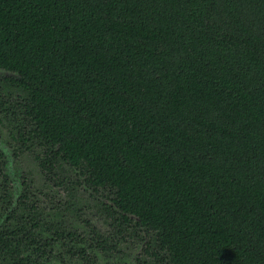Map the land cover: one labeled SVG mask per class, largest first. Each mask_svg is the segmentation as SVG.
Returning <instances> with one entry per match:
<instances>
[{"label":"trees","instance_id":"16d2710c","mask_svg":"<svg viewBox=\"0 0 264 264\" xmlns=\"http://www.w3.org/2000/svg\"><path fill=\"white\" fill-rule=\"evenodd\" d=\"M0 69L13 157L101 194L139 264H264V0H0ZM9 163L0 264L118 252L47 222Z\"/></svg>","mask_w":264,"mask_h":264},{"label":"rangeland","instance_id":"374dc122","mask_svg":"<svg viewBox=\"0 0 264 264\" xmlns=\"http://www.w3.org/2000/svg\"><path fill=\"white\" fill-rule=\"evenodd\" d=\"M3 77H5L4 74L0 78ZM13 130V124L2 118L0 121V147H4L6 155L14 151L10 144V141L13 142L11 137ZM70 168L67 164L64 165V169L71 173ZM10 169L14 171L12 176L15 177L16 181L21 182L24 177L27 178L29 186L26 188V192L29 193L33 202L40 200L39 210L41 212L39 213L47 222L49 220L53 221V219L58 220L68 231H76L85 236L87 246L92 240L91 228L93 227L104 237L114 238L115 230L118 231L119 227L115 226L114 229L112 219L104 212L100 199H106L101 194L91 195L89 192L91 190H86L83 185L74 184V181L70 185L71 190H67L65 186L57 183L61 179H66L61 173L62 169L56 170V172L59 170V176L55 180L47 177L38 164L36 154L27 149L20 153L18 157L12 158ZM72 173H74L73 170ZM69 201L74 206L73 209L70 208L71 210L68 209ZM58 204H61L63 210L66 209V215L63 218L55 215V206ZM131 233V229L123 227L122 234L125 239H122V235L113 239L118 247V252L101 251L97 248L89 249L88 252L94 254L101 264H139L140 259L137 260L136 257L141 256L142 259L144 258L142 243L139 240L130 238ZM55 251V254L60 253V251L62 254H66L65 249L62 247L55 248ZM53 260L57 262L56 258H53Z\"/></svg>","mask_w":264,"mask_h":264},{"label":"water","instance_id":"95a60500","mask_svg":"<svg viewBox=\"0 0 264 264\" xmlns=\"http://www.w3.org/2000/svg\"><path fill=\"white\" fill-rule=\"evenodd\" d=\"M5 75V76H10L12 75L13 73L10 72V71H7V70H4V69H0V77H2V75ZM1 148V147H0ZM10 158H11V162H12V158H13V154L11 153L10 154ZM9 165H11V163H9Z\"/></svg>","mask_w":264,"mask_h":264},{"label":"flooded vegetation","instance_id":"af4514ba","mask_svg":"<svg viewBox=\"0 0 264 264\" xmlns=\"http://www.w3.org/2000/svg\"><path fill=\"white\" fill-rule=\"evenodd\" d=\"M13 156H14V155H13ZM11 172H12V174L14 173V171H12V170H11Z\"/></svg>","mask_w":264,"mask_h":264}]
</instances>
